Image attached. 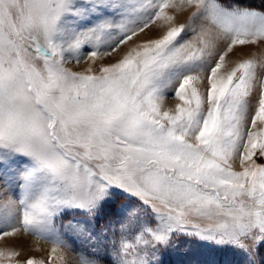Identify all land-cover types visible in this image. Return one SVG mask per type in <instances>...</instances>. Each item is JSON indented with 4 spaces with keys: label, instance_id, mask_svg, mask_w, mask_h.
<instances>
[{
    "label": "snow or ice",
    "instance_id": "snow-or-ice-1",
    "mask_svg": "<svg viewBox=\"0 0 264 264\" xmlns=\"http://www.w3.org/2000/svg\"><path fill=\"white\" fill-rule=\"evenodd\" d=\"M258 44L264 0H0V240L54 244L0 264H264Z\"/></svg>",
    "mask_w": 264,
    "mask_h": 264
},
{
    "label": "rangeland",
    "instance_id": "rangeland-1",
    "mask_svg": "<svg viewBox=\"0 0 264 264\" xmlns=\"http://www.w3.org/2000/svg\"><path fill=\"white\" fill-rule=\"evenodd\" d=\"M189 12H185L178 17V22H184L189 15ZM157 33L155 31L149 32L148 36H155ZM145 37H141L144 39ZM139 42V41H137ZM264 55V44L258 45H250L243 48H238L233 54L230 55L231 61H236L242 58L248 57H259ZM117 57L114 55L111 59L103 58V60H98L96 64L91 65L93 70L96 71L99 68L101 63H110L114 62ZM91 61L85 60L79 65H68L69 67H73L74 70H84L85 68L89 67ZM175 99L172 95L167 97L166 106L172 107L175 104ZM69 243L72 244L71 249H64V253L72 250L76 252L77 244L74 243L71 239H69ZM54 246L53 242L29 233H25L23 235L17 237H7L3 240H0V248H14L17 251L21 252V259L29 256H34L38 259H44L45 261L48 260L49 253L51 248ZM217 259H227L232 262V264H240V261L243 260V257L239 256H232L224 254H220L216 257ZM185 259L178 255H169L164 257V264H181V261Z\"/></svg>",
    "mask_w": 264,
    "mask_h": 264
},
{
    "label": "crops",
    "instance_id": "crops-1",
    "mask_svg": "<svg viewBox=\"0 0 264 264\" xmlns=\"http://www.w3.org/2000/svg\"><path fill=\"white\" fill-rule=\"evenodd\" d=\"M65 256L69 261V264H73V261L75 259L76 256V252L69 250L68 252H65Z\"/></svg>",
    "mask_w": 264,
    "mask_h": 264
}]
</instances>
